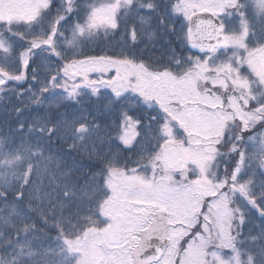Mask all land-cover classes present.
Masks as SVG:
<instances>
[{"label":"snow or ice","instance_id":"1","mask_svg":"<svg viewBox=\"0 0 264 264\" xmlns=\"http://www.w3.org/2000/svg\"><path fill=\"white\" fill-rule=\"evenodd\" d=\"M121 34L171 54H84ZM25 83L0 264H264V0H0V92Z\"/></svg>","mask_w":264,"mask_h":264},{"label":"trees","instance_id":"2","mask_svg":"<svg viewBox=\"0 0 264 264\" xmlns=\"http://www.w3.org/2000/svg\"><path fill=\"white\" fill-rule=\"evenodd\" d=\"M102 35V33H101ZM169 37H165L163 40L153 39L149 40L147 36H141L138 39L136 45H132L131 41L124 37L122 34L113 37L103 38L96 41L86 47H84L83 52L85 55H96V54H118L126 48H133V50L138 54L139 57L143 58L145 61L155 62L161 58H166L171 53L168 48ZM172 48L176 50L177 55H188V49L185 50L184 45H180L179 42H174L171 45ZM47 62H42L37 60V64H45ZM47 68L41 67L39 69V74L43 76L46 74ZM29 85L25 83L23 86H18L12 84L5 91L0 92V127L6 128L8 124L16 119L15 108L17 106L24 107L26 112H30L33 105L28 103L27 97L28 92L25 90ZM16 93H24L23 97L20 95H14ZM35 91V89H33ZM47 183V181H45ZM11 199V198H10ZM2 208V206H0ZM258 224L259 221H256ZM51 227V224H49ZM252 227V225H248ZM45 235L55 236V232H45Z\"/></svg>","mask_w":264,"mask_h":264},{"label":"water","instance_id":"3","mask_svg":"<svg viewBox=\"0 0 264 264\" xmlns=\"http://www.w3.org/2000/svg\"><path fill=\"white\" fill-rule=\"evenodd\" d=\"M201 16H210L209 13H200ZM189 52H198L197 49H191L190 46H187Z\"/></svg>","mask_w":264,"mask_h":264},{"label":"rangeland","instance_id":"4","mask_svg":"<svg viewBox=\"0 0 264 264\" xmlns=\"http://www.w3.org/2000/svg\"><path fill=\"white\" fill-rule=\"evenodd\" d=\"M188 49V48H187ZM190 53V52H189Z\"/></svg>","mask_w":264,"mask_h":264}]
</instances>
